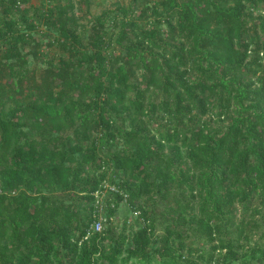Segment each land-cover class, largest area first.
Wrapping results in <instances>:
<instances>
[{
  "label": "trees",
  "instance_id": "trees-1",
  "mask_svg": "<svg viewBox=\"0 0 264 264\" xmlns=\"http://www.w3.org/2000/svg\"><path fill=\"white\" fill-rule=\"evenodd\" d=\"M0 264H264V0H0Z\"/></svg>",
  "mask_w": 264,
  "mask_h": 264
},
{
  "label": "rangeland",
  "instance_id": "rangeland-1",
  "mask_svg": "<svg viewBox=\"0 0 264 264\" xmlns=\"http://www.w3.org/2000/svg\"><path fill=\"white\" fill-rule=\"evenodd\" d=\"M31 5L38 6L42 0H28ZM76 6V13L79 17L80 24L87 26L88 21L92 20L94 17L99 16L103 11L114 10L118 4L125 5L127 0H87V3L82 0H72ZM37 39L40 38L36 35ZM28 49H26L27 51ZM39 65V62H38ZM130 212L126 208L125 204H121L118 208L115 217L113 218V223L117 224L119 227L123 223L126 217L133 222L135 227L138 226L135 219L129 217ZM132 220V221H131ZM161 231V228L158 229Z\"/></svg>",
  "mask_w": 264,
  "mask_h": 264
},
{
  "label": "built area",
  "instance_id": "built-area-1",
  "mask_svg": "<svg viewBox=\"0 0 264 264\" xmlns=\"http://www.w3.org/2000/svg\"><path fill=\"white\" fill-rule=\"evenodd\" d=\"M120 194L126 198V195H123L118 189V187L107 180H104L99 188L93 193L94 194V213L93 223L91 225V229L93 232H101L104 228V224L107 223V219L105 218V210H106V200L107 197L111 194ZM113 207V204L111 205Z\"/></svg>",
  "mask_w": 264,
  "mask_h": 264
}]
</instances>
